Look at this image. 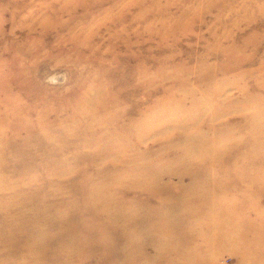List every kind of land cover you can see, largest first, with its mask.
<instances>
[{"label":"rangeland","instance_id":"obj_1","mask_svg":"<svg viewBox=\"0 0 264 264\" xmlns=\"http://www.w3.org/2000/svg\"><path fill=\"white\" fill-rule=\"evenodd\" d=\"M0 264H264V0H0Z\"/></svg>","mask_w":264,"mask_h":264},{"label":"bare ground","instance_id":"obj_2","mask_svg":"<svg viewBox=\"0 0 264 264\" xmlns=\"http://www.w3.org/2000/svg\"><path fill=\"white\" fill-rule=\"evenodd\" d=\"M197 126H198V124H197ZM195 148H197V147H195Z\"/></svg>","mask_w":264,"mask_h":264}]
</instances>
